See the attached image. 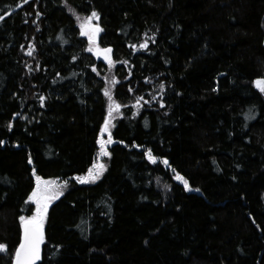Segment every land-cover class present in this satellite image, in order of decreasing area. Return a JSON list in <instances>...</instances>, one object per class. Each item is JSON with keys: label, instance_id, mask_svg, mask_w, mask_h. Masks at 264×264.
<instances>
[{"label": "trees", "instance_id": "trees-1", "mask_svg": "<svg viewBox=\"0 0 264 264\" xmlns=\"http://www.w3.org/2000/svg\"><path fill=\"white\" fill-rule=\"evenodd\" d=\"M71 12L98 15L122 113L92 184L74 178L107 65ZM0 17V264L35 176L68 184L38 264H264V0H0Z\"/></svg>", "mask_w": 264, "mask_h": 264}, {"label": "rangeland", "instance_id": "rangeland-1", "mask_svg": "<svg viewBox=\"0 0 264 264\" xmlns=\"http://www.w3.org/2000/svg\"><path fill=\"white\" fill-rule=\"evenodd\" d=\"M71 13L75 19L80 36L85 38L88 42L89 52L92 53L98 59H101V55L103 54L107 58L108 57L107 52L102 50L97 43L98 38L102 33V28L99 24L98 15L96 13L95 16H93V13H90L89 15H80L75 12H71ZM113 67L114 66L112 63L107 64L106 77L104 79V83H105L104 97L106 100V114L100 132L98 134V152L96 154V159L94 160L92 165L87 169L86 172L74 178V181L78 184H92L96 182L98 179H100L103 173L105 172L107 167V163L105 162V159L109 156L108 148L114 142L112 136V129L115 126L116 120L122 117L121 107L116 103L112 94L113 84L115 82L114 76L112 74ZM258 88L264 89V84L259 85ZM106 92L108 93V95H106ZM106 122H107V131H104ZM101 141L104 142V148L108 153L107 155L101 154V143H100ZM149 159L150 161H156L155 157H150ZM101 165L103 167H100ZM177 180L180 181L185 186L184 184L185 180L183 178ZM67 186H68L67 183H61L60 181L54 178H42L40 176H35V186L27 199V202L33 204L34 212L30 216H23V218L25 220L32 219L34 217H37L39 213L42 214V225H44L46 213L49 206L63 194V192L67 189ZM188 188L189 187H187V189ZM34 192L37 193V197L35 200H32L30 199V197H32V194ZM46 197H51V199H46ZM45 204L47 205L46 212L44 211ZM21 223H23L22 220Z\"/></svg>", "mask_w": 264, "mask_h": 264}, {"label": "snow or ice", "instance_id": "snow-or-ice-1", "mask_svg": "<svg viewBox=\"0 0 264 264\" xmlns=\"http://www.w3.org/2000/svg\"><path fill=\"white\" fill-rule=\"evenodd\" d=\"M95 15L96 14L93 13V16ZM0 19H2V17H0ZM141 47H144V45H141ZM28 54L31 55V52H29ZM261 84H264V81H257L258 86ZM106 95H108L107 92ZM104 131H107V122L105 124ZM100 143H101V154L107 155L108 153L104 148V142L101 141ZM100 167L103 166L101 165ZM177 179H182V178L178 176ZM184 184H185V188H187L188 187L187 181H184ZM36 197H37V193L34 192L32 194V197H30V199L35 200ZM46 199H51V197H46ZM46 209H47V205L45 204L44 205L45 212ZM21 220L23 221L24 224L25 241L20 245L19 249L16 252V264H31L32 259L38 258V245L39 243L42 242V234H41L42 214L38 213L37 217L28 220H25L22 217ZM0 250H3V246H0Z\"/></svg>", "mask_w": 264, "mask_h": 264}, {"label": "water", "instance_id": "water-1", "mask_svg": "<svg viewBox=\"0 0 264 264\" xmlns=\"http://www.w3.org/2000/svg\"><path fill=\"white\" fill-rule=\"evenodd\" d=\"M101 59H102V61H103V63L105 65H107L111 61V59L110 58H106L104 54L101 55ZM255 87L258 88L257 83H255ZM21 229H22L21 240H20L19 246L17 247V250L19 249L20 245L22 243H24V241H25V232H24V224L23 223H21ZM44 232H45V228H44V225H42V227H41L42 242L39 243V245H38V258L32 259L31 264H38V262L40 261L41 248H42V244H43V241H44ZM17 250H16V252H17ZM16 252H15L12 264H16Z\"/></svg>", "mask_w": 264, "mask_h": 264}]
</instances>
